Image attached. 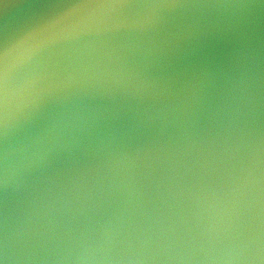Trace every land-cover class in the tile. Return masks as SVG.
<instances>
[{
	"label": "water",
	"instance_id": "95a60500",
	"mask_svg": "<svg viewBox=\"0 0 264 264\" xmlns=\"http://www.w3.org/2000/svg\"><path fill=\"white\" fill-rule=\"evenodd\" d=\"M0 264H264V0H0Z\"/></svg>",
	"mask_w": 264,
	"mask_h": 264
}]
</instances>
